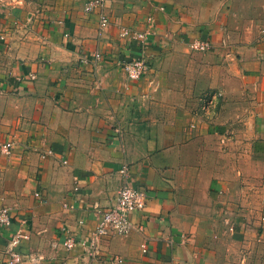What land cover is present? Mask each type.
I'll return each mask as SVG.
<instances>
[{
	"label": "crops",
	"instance_id": "1",
	"mask_svg": "<svg viewBox=\"0 0 264 264\" xmlns=\"http://www.w3.org/2000/svg\"><path fill=\"white\" fill-rule=\"evenodd\" d=\"M89 1L0 0V145L15 147L0 150V206L15 217L0 264L18 230L50 264H214L201 211L224 214L207 225L230 230L244 264H264V0ZM198 39L212 46L205 82L199 63L188 77L157 59ZM139 58L149 71L131 80L122 63ZM127 185L146 207L91 255L100 210ZM210 196L223 205L200 207Z\"/></svg>",
	"mask_w": 264,
	"mask_h": 264
},
{
	"label": "built area",
	"instance_id": "2",
	"mask_svg": "<svg viewBox=\"0 0 264 264\" xmlns=\"http://www.w3.org/2000/svg\"><path fill=\"white\" fill-rule=\"evenodd\" d=\"M107 0H90L85 8L87 12H92L97 8H102ZM109 19L106 14L100 13V25L106 27ZM143 38V35H139ZM3 38V37H2ZM191 46L200 51L211 49V42L208 40H195ZM122 68L131 80H140L145 77L149 71L148 64L142 58L124 61ZM223 97L222 92L212 91L202 96L200 99V114L209 122L216 114L220 101ZM12 141L0 145V150L10 155L14 151ZM66 163V162H65ZM37 196H41L37 193ZM147 193L129 185L124 186L118 195L112 200L111 206L100 210V222L94 234L89 240L91 255L97 253V241L99 239L110 237L114 234H127L130 232V214L143 210L147 205ZM15 221L13 212L7 206H0V230L9 228ZM30 239V233L18 230L15 232L6 244L5 254L7 264H50L48 258L42 253L34 251H23L24 242ZM68 248L73 246L72 241L65 242Z\"/></svg>",
	"mask_w": 264,
	"mask_h": 264
},
{
	"label": "rangeland",
	"instance_id": "3",
	"mask_svg": "<svg viewBox=\"0 0 264 264\" xmlns=\"http://www.w3.org/2000/svg\"><path fill=\"white\" fill-rule=\"evenodd\" d=\"M188 50H187V48ZM185 48L181 47H174L170 50V54L165 53L164 50H162V53L157 56V59H160L161 57L163 59L167 58H173L175 59V66L172 67V70L179 73L183 76L191 77L196 73L194 71L193 65L196 63H199L201 65L200 69V75H201V81L205 82L211 71L209 70V67H206L207 64V55L204 54L210 52L209 51H200L195 48H193L191 45L186 46ZM186 49V50H185ZM179 60V61H178ZM150 62V61H149ZM151 64V62H150ZM151 69V67H150ZM211 76V75H210ZM142 79V78H141ZM189 83V87H190ZM188 85V84H186ZM204 89L203 91H205ZM202 91V90H201ZM202 91V92H203ZM203 93H201L202 95ZM202 205L200 207H206L210 208L211 206L217 205H223V201L219 199H215L214 197H203L202 198ZM222 213V212H221ZM224 214L220 215L216 212V214H208L207 211H201L197 212L195 214V218H199L204 222L203 226H197L194 227V230L197 231V233L201 236V238L205 239V244L208 246V250L215 253L214 258V264H244L242 259L240 258V254H236L235 252L231 251V244H232V236L230 235L231 232L228 230V228L224 226H209L207 224H210V222L216 218H220V220H223L225 216ZM240 253V252H238Z\"/></svg>",
	"mask_w": 264,
	"mask_h": 264
}]
</instances>
